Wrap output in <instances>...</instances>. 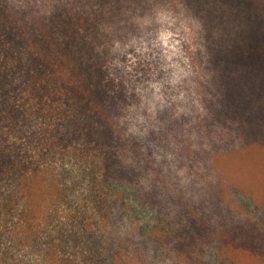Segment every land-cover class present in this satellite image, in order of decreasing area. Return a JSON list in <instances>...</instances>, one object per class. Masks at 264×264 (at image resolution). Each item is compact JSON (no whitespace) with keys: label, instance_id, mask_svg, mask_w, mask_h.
<instances>
[{"label":"rangeland","instance_id":"374dc122","mask_svg":"<svg viewBox=\"0 0 264 264\" xmlns=\"http://www.w3.org/2000/svg\"><path fill=\"white\" fill-rule=\"evenodd\" d=\"M0 1L26 27L0 46V264H264V0H112L110 19L47 0L31 22ZM174 3L197 26L190 90L155 44ZM61 5L79 52L59 51ZM105 42L110 93L73 61Z\"/></svg>","mask_w":264,"mask_h":264},{"label":"trees","instance_id":"16d2710c","mask_svg":"<svg viewBox=\"0 0 264 264\" xmlns=\"http://www.w3.org/2000/svg\"><path fill=\"white\" fill-rule=\"evenodd\" d=\"M14 1V3H16V12H19L21 14L24 15V13L28 10L29 12V17L28 20L29 22H31L30 19H32V17L30 16V10L31 11H36V9L38 10V8L40 7L41 4L45 3V1L47 0H12ZM133 0H130V2H132ZM59 2H62L59 1ZM100 5L105 6V8L109 9L107 12H105V16L107 19H110L112 17L113 14H119V11L121 12L123 9V5L120 1L115 2L112 0H99ZM7 5H4L3 2L1 3L0 1V14L2 10H7ZM62 9L58 10V14L57 16L54 15L55 20L57 22V24L61 27V29L63 31H65V29H69V35L71 37L70 39H65L62 40V45L60 46L61 49H59L60 52H65V51H70L71 47L74 45L76 46L75 52H79L80 46L82 45H76L73 41V39L75 38L76 34L78 33V27L76 26V24L71 20V16L68 13V10H65L66 6L64 7V5L60 6ZM40 10V8H39ZM92 19V18H91ZM0 19V46H2L3 48H6V40L9 36L13 37L14 36V40L16 41L20 35H24L25 31H26V27L25 25H20L21 29L19 26H11L12 29H5L3 23H1ZM87 21V19H86ZM28 23V22H26ZM89 25H94L95 21L94 18L92 20H90ZM25 27V28H24ZM120 33V30L117 32V34ZM124 32L120 34V36H123ZM13 43V40H12ZM9 46V45H8ZM78 46V47H77ZM84 50V51H81ZM80 52L75 56V60L74 61V65H79V67L81 65H85V62L89 64L90 68L92 69V84L95 85L97 88H100L106 92H111V90H113L112 88H110V84L104 80L105 76V72L107 71V66H109V58L111 57V53L113 54L112 51V45H110V43L105 42L102 45V48L99 49H94L93 47H91L90 45H85V47L81 48ZM4 54V58L7 55V51L3 52ZM85 61V62H84ZM72 60H70V64H71ZM81 63V65H80ZM69 61H67L66 66L68 67ZM37 68V67H36ZM8 78L5 76V74L0 70V85H2L4 87V83H2L4 80H7ZM10 92V91H9ZM8 89H6L5 87L3 88L1 95L3 96V99L1 101H5L4 99L8 98ZM72 94L74 91H71ZM75 97V94L72 95ZM116 96L117 99L119 98V100H123L126 102V100L128 99L127 95H125V93L123 92V89H119L116 91ZM8 100V99H7ZM127 106H133L135 107L136 105L134 104V101L129 100L127 102ZM132 108V107H131ZM22 175H18L17 176V180H19L21 178ZM21 182H23V179H20ZM98 182V180H97ZM102 184V183H101ZM101 187V185H100ZM1 199V197H0ZM4 204V203H3ZM22 211H24V209H22ZM151 236V235H150ZM154 236V235H153ZM83 262H89V261H83ZM84 264H90L89 263H84Z\"/></svg>","mask_w":264,"mask_h":264},{"label":"clouds","instance_id":"9594fccd","mask_svg":"<svg viewBox=\"0 0 264 264\" xmlns=\"http://www.w3.org/2000/svg\"><path fill=\"white\" fill-rule=\"evenodd\" d=\"M183 17L179 3H174V7L170 4L168 10L158 11V20L162 24L166 23L167 27L158 31L155 44L163 48L164 67L171 70L168 72V83L173 87L184 86L190 90L195 83L193 78L199 75V69L192 63L191 57L197 47L194 31L197 26ZM191 94L195 95L194 92ZM184 97L185 92L180 91L174 99L182 100Z\"/></svg>","mask_w":264,"mask_h":264}]
</instances>
